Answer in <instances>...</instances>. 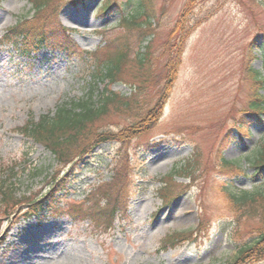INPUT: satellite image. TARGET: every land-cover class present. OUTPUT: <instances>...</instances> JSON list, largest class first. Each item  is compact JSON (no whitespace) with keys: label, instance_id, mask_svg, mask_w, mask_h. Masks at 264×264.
<instances>
[{"label":"rangeland","instance_id":"obj_1","mask_svg":"<svg viewBox=\"0 0 264 264\" xmlns=\"http://www.w3.org/2000/svg\"><path fill=\"white\" fill-rule=\"evenodd\" d=\"M153 1L156 20L144 43L151 39L156 55L173 42L171 49L180 52L169 59V83L163 71L168 55L155 59L154 72L162 74L161 85L169 93L161 115L147 127L139 123L138 131L124 139L120 137L132 121L141 120L109 115L99 128L116 134L114 140L90 154L91 139L78 143L62 163L42 143L27 142L18 128L88 91L94 65L86 53L92 56L111 38L121 9L100 14L102 0L77 8L66 5L57 21L80 55L73 60L60 49L47 48L25 57L1 41L21 17L33 16V5L0 0V178L14 173L23 194L40 191L61 176L69 183L61 196L67 205L84 208L90 200L88 206L104 207L99 197L105 194L97 191L106 190L111 203L120 206L111 227L97 225L91 217L75 220L47 211L43 219L11 227V212L0 214V264H264L261 249L236 261L239 248L253 242L264 225L259 196L256 201L231 197L253 194L264 182V169L254 176L247 159L254 160L257 153L251 152L264 145V114L260 121L245 114L254 90L249 66L263 69L256 56L264 44V0ZM188 8L184 17L190 24L185 26L192 30L174 41L183 25L179 15ZM254 39L258 42L249 46ZM134 52L124 69L128 81L142 74ZM111 88L123 95L131 92L125 81ZM144 94L153 105V75ZM240 120L241 135L236 131ZM224 158L239 159L240 167L229 171L221 164ZM185 161L190 171L171 176ZM166 180L170 185L161 191ZM173 231L185 233L186 241L162 249L163 238Z\"/></svg>","mask_w":264,"mask_h":264},{"label":"trees","instance_id":"obj_2","mask_svg":"<svg viewBox=\"0 0 264 264\" xmlns=\"http://www.w3.org/2000/svg\"><path fill=\"white\" fill-rule=\"evenodd\" d=\"M33 5V16L24 15L21 17L14 26L9 27L3 36L2 42H6L15 46L18 52L23 56H31L36 54L41 49H51L64 51L70 59L77 58L78 48L76 43L70 39L65 33L66 30L60 22H58V15L61 9L66 5H72L77 8L83 6L88 0H28ZM131 5V10L126 11ZM153 0H127V3H122L121 0H103L98 8L100 14H108L115 11V8L121 9L119 22L115 30L112 33L110 39H106V43L100 46L96 50L97 53H92L89 60L93 62V70L91 75L93 82L88 91L81 96V98H73L69 102H63L57 106L56 111L52 114H43L38 120L29 118L28 121L18 128L25 137L26 141L34 143H42L49 152H52L55 159L58 162H68L67 159L71 157L73 148L78 143L85 142L91 139V143L87 146L90 154L94 151V148L99 144L107 141L114 140V135L110 130H100L101 122L110 115L116 114L124 120L131 117L132 120L138 118L141 122L132 121L134 125H129L125 133H122V137L130 138L132 134L138 131L137 125L141 123V126L147 127L161 115V110L169 95L168 86L161 85V73L156 74L154 72L156 66V60L162 59L165 55H168V62L164 66V80L167 83L171 81L172 73L170 71L169 59H173L175 55H180L178 50L175 52L172 46L165 49V52L156 55L152 50V40L145 44L146 38L153 31V24L156 20V11ZM190 12L188 8L185 13L179 15V20L183 22L181 29L176 32L174 41L184 39L186 34L192 30L191 25L188 27L184 17ZM175 28V27H174ZM102 31L105 30L103 29ZM134 52V59L139 63L141 69V75H131L130 80H126L124 75V69L128 65V60ZM261 59L263 58L264 65V44L260 50ZM180 58V57H179ZM84 60V59H83ZM87 61V60H86ZM154 67V68H153ZM167 69V70H166ZM249 72H253V84L252 98L250 99L248 112L245 114H251L257 121L261 120V115L264 114V75L261 76V72L254 70L253 67H249ZM153 75V83L155 89V101L153 105H150V100L143 97L145 89L148 84V77ZM129 83L131 86V92L129 94H120L112 90L114 83L124 82ZM104 87L99 88V85ZM100 85V86H101ZM148 113V114H147ZM148 115V116H147ZM147 117V118H146ZM146 119V121H144ZM242 120V118H240ZM239 121L238 131L240 133L242 121ZM146 123V126L144 125ZM17 130V131H18ZM91 150V151H90ZM84 152L85 149H84ZM256 160L250 159V164L255 168L254 176L262 171L264 167V145L256 151ZM255 153V154H256ZM85 154V153H84ZM222 166L230 168L240 167L237 163L233 164L231 160L222 159ZM187 167V161L181 165V167H175L171 176L183 175L190 171ZM10 173L9 177L0 178V214L5 217L8 215L11 217V223H19L23 219L32 218L33 215L40 216L44 211H48L53 215L65 216L69 215L75 220L91 219L93 221L101 222L111 227L112 223L117 219L119 215L118 202L111 203V198L108 196L106 190L97 191L103 193L104 197L100 196V202L104 201V207L93 208L88 206L90 200H88L87 206L80 202L78 205H83L84 208L77 206H69L62 199V193L68 187L67 179H62L61 176L53 178L55 181L51 184L48 183L40 191H32V193L19 194L21 185L14 181L15 175ZM170 176V177H171ZM171 177V178H173ZM186 178L190 176H185ZM170 181L166 180L161 185L160 190L164 191L168 187ZM263 187L257 188L253 194L238 193L231 194L234 199L242 198L245 200L256 201V197L259 196V204L263 212L264 218V182ZM100 189V188H99ZM108 193V194H106ZM172 191L167 194L170 195ZM181 193V192H177ZM184 193V192H182ZM181 193V194H182ZM166 196V197H167ZM173 196V195H172ZM179 196V195H177ZM167 202L172 201V197L168 198ZM233 199V200H234ZM12 209V210H11ZM1 218V217H0ZM98 225V223H97ZM186 241L185 233L173 231L167 237H164L162 243V249L173 248L179 243ZM169 243V247L166 244ZM261 249L264 252V225L259 228L258 236L253 242H249L248 245L239 248V253L236 261H246L251 257L250 252H256Z\"/></svg>","mask_w":264,"mask_h":264},{"label":"bare ground","instance_id":"obj_3","mask_svg":"<svg viewBox=\"0 0 264 264\" xmlns=\"http://www.w3.org/2000/svg\"><path fill=\"white\" fill-rule=\"evenodd\" d=\"M66 248H67V247H66ZM67 249H68V248H67ZM68 253H69V251L66 250V252L64 253V255L67 256V255H69ZM63 259H64L63 261H64V263H65V261H66L67 258H66V257H63ZM69 263H71V262H69Z\"/></svg>","mask_w":264,"mask_h":264}]
</instances>
